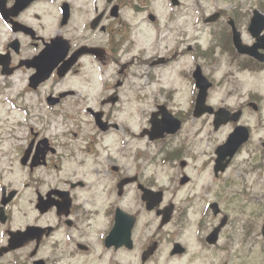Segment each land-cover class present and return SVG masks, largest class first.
Instances as JSON below:
<instances>
[{"label":"flooded vegetation","instance_id":"flooded-vegetation-1","mask_svg":"<svg viewBox=\"0 0 264 264\" xmlns=\"http://www.w3.org/2000/svg\"><path fill=\"white\" fill-rule=\"evenodd\" d=\"M245 7L0 0V98L14 113L0 133V264H264V63L234 45L232 25L255 42ZM200 23L220 36L196 39ZM141 81L159 87L149 112ZM167 114L180 130L159 136ZM238 128L248 139L219 166Z\"/></svg>","mask_w":264,"mask_h":264},{"label":"rangeland","instance_id":"rangeland-1","mask_svg":"<svg viewBox=\"0 0 264 264\" xmlns=\"http://www.w3.org/2000/svg\"><path fill=\"white\" fill-rule=\"evenodd\" d=\"M240 5H242V9L243 10H248L250 7H245V5H259V4H264V0H241L239 2ZM219 28L220 26H206V24H196L193 28H191V30H193L194 32V35L197 38H200L203 33L206 32V38H203L207 41H210V42H213L216 40V38L218 37L217 36V33L219 32ZM217 31V32H215ZM141 73H145V72H141ZM142 85L145 86V96H146V111L149 112L150 109L152 108V105L150 103V99H153V95L156 94L157 92V95H158V89L159 87L157 86H153L151 81L149 82H145V81H141L140 82ZM164 83H165V80H164ZM262 84V83H261ZM262 88H260L261 90ZM132 95H135V91H132L131 93ZM163 99H164V96H163ZM175 106V105H173ZM186 108V107H184ZM14 113L12 111V108L10 106H8L7 104H5L4 102H2L1 98H0V133L1 132H7L9 131V133H12L13 132V129H12V126L10 122V119H12ZM198 127H199V124L198 122H193V121H187V128H193V131H198ZM223 137V134H220L218 136H215V137H210L207 141L209 140H213V138L215 139H222ZM144 147V152L148 155V157L150 158H154L156 157V154H157V149H158V144H152L148 141H146V143L142 146ZM175 168H173V166H169V165H166L163 167V178L164 179H172V175L173 173L175 172Z\"/></svg>","mask_w":264,"mask_h":264},{"label":"water","instance_id":"water-1","mask_svg":"<svg viewBox=\"0 0 264 264\" xmlns=\"http://www.w3.org/2000/svg\"><path fill=\"white\" fill-rule=\"evenodd\" d=\"M263 16L262 15H260L259 13H256L255 14V17L253 18V21H258V20H261L262 19V22H260V21H258V22H255V23H253L252 24V26H251V31H252V33L255 35V36H258L261 32H262V30L264 29V20H263ZM236 42H238L237 40H236ZM260 44H262V45H264V38H262L261 40H260ZM200 75V76H199ZM200 77V78H199ZM198 79H199V81H200V89H201V91H203L205 88H207L208 86H206L205 88H203V86H204V84H205V79L203 78V76L201 75V74H199L198 73ZM202 79H204V80H202ZM176 127L178 128L179 127V123H177V125H176ZM175 131V129L174 130H172V132H174ZM236 144V145H235ZM237 144H238V141H237V139H235V135H233L230 139H229V141H228V143L225 145V148H229V150H230V156L231 155H233V148H235V147H237Z\"/></svg>","mask_w":264,"mask_h":264}]
</instances>
